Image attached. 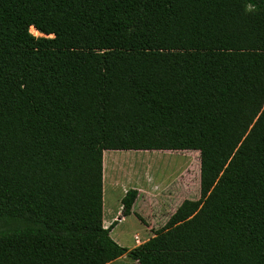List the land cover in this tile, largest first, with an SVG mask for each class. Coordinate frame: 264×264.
<instances>
[{"label": "trees", "instance_id": "1", "mask_svg": "<svg viewBox=\"0 0 264 264\" xmlns=\"http://www.w3.org/2000/svg\"><path fill=\"white\" fill-rule=\"evenodd\" d=\"M106 151L199 152L200 203L121 246ZM124 256L264 264V0H0V264Z\"/></svg>", "mask_w": 264, "mask_h": 264}, {"label": "rangeland", "instance_id": "2", "mask_svg": "<svg viewBox=\"0 0 264 264\" xmlns=\"http://www.w3.org/2000/svg\"><path fill=\"white\" fill-rule=\"evenodd\" d=\"M106 153L112 158V162L106 161V189H104L106 221L111 220V212H114V215L118 214L116 221H119L126 190L139 191L135 214L124 218L111 233L112 238L121 246L133 249L137 235L139 239L137 242H141L139 245L152 238L158 230L168 224L185 200L200 203L199 152L107 151ZM114 264H135V262L124 256Z\"/></svg>", "mask_w": 264, "mask_h": 264}, {"label": "crops", "instance_id": "3", "mask_svg": "<svg viewBox=\"0 0 264 264\" xmlns=\"http://www.w3.org/2000/svg\"><path fill=\"white\" fill-rule=\"evenodd\" d=\"M107 152V151H106ZM105 152V154H104V189H106V161L108 160V162L110 163V162H112V158H111V155H108L107 153ZM136 152H138V151H136ZM115 163V162H114ZM126 192H127V190H126ZM136 204V203H135ZM121 207H123V206H121ZM111 220L110 221H106V219H105V217H104V226L106 227V228H108L110 225H111V223L113 222V221H116V218L118 217V214H116V215H114V212H111ZM132 214H135V205H134V207H133V210H132ZM131 214V215H132ZM130 215V216H131ZM124 218H126V217H123L122 215H121V217H119V221H118V223H120L121 221H123L124 220ZM117 226V225H116ZM113 231V230H112ZM112 231H111V233H112ZM138 236V235H137ZM137 236L135 237V239H136V245L134 246V248L135 247H137L141 242L139 241V242H137L138 240H137Z\"/></svg>", "mask_w": 264, "mask_h": 264}, {"label": "built area", "instance_id": "4", "mask_svg": "<svg viewBox=\"0 0 264 264\" xmlns=\"http://www.w3.org/2000/svg\"><path fill=\"white\" fill-rule=\"evenodd\" d=\"M137 240H138V238H137Z\"/></svg>", "mask_w": 264, "mask_h": 264}]
</instances>
